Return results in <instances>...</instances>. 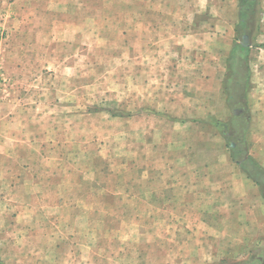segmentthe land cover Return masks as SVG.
<instances>
[{"label":"rangeland","instance_id":"1","mask_svg":"<svg viewBox=\"0 0 264 264\" xmlns=\"http://www.w3.org/2000/svg\"><path fill=\"white\" fill-rule=\"evenodd\" d=\"M252 1L0 0V264L262 252L264 191L239 164L249 156L264 190V0ZM238 46L250 80L228 109Z\"/></svg>","mask_w":264,"mask_h":264},{"label":"trees","instance_id":"2","mask_svg":"<svg viewBox=\"0 0 264 264\" xmlns=\"http://www.w3.org/2000/svg\"><path fill=\"white\" fill-rule=\"evenodd\" d=\"M242 2L244 3H248V4H252L253 1L252 0H242ZM249 12H251L250 7L247 5V8H245L244 10H242L241 14H242V20L245 21V19L248 18V14H250ZM242 22V21H241ZM247 48H244L242 46H238L233 54L231 55L230 59H229V70H230V76L228 77V79L226 80V83H230L231 81H234L235 87L234 89H231L227 84L226 86V94L228 97V102L230 108L233 107L231 102L234 99V97H236L237 95H235L233 93V90L236 91L237 94H239V96H241L240 94H242L240 92V88L242 89L246 83L248 82V70L245 71V68H247L246 65V61H247ZM244 68V69H243ZM238 145L235 144V148H237ZM249 176L252 177L250 175V173L248 172Z\"/></svg>","mask_w":264,"mask_h":264},{"label":"crops","instance_id":"3","mask_svg":"<svg viewBox=\"0 0 264 264\" xmlns=\"http://www.w3.org/2000/svg\"><path fill=\"white\" fill-rule=\"evenodd\" d=\"M242 21V22H241ZM240 21V25H241V27H243V26H247V24H248V20L247 19H245V21L244 20H241ZM247 38V37H246ZM243 47V46H242ZM244 48H246V47H244ZM233 52H234V49L232 50V52L230 53L231 55L233 54ZM231 55H230V57H231ZM230 57H229V59H230ZM216 71H214V68L212 69V75H215L216 73H215ZM229 72H230V70H229ZM248 75H249V77H248V82H249V80H250V72H248ZM214 79V77L212 78V84L215 82V80H213ZM248 82H247V84H248ZM222 86H223V88L225 89V94H226V80L224 81V83H222ZM224 94V95H225ZM213 96H214V98L215 97H217V93L214 91V93L212 92V98H213ZM226 96V99L224 100V105H226L227 107H228V109H231L230 108V106H229V103H230V101L228 102V97H227V94L225 95ZM246 96H247V94H246ZM240 98H242V96L240 97ZM245 101H246V99H245ZM247 103V102H246ZM226 107V108H227ZM233 148V147H232ZM235 149V148H234ZM247 158H248V160H249V156H247ZM248 160H247V162L246 163H242L243 161H241V162H239V164H240V170H241V172L243 173V175L246 177V179H248L249 181H251L259 190H261V191H264L263 190V186H262V184H260L259 183V181H257L256 179H254V178H252V177H250L249 176V174H248V171L245 169V167H243L242 168V166H246L247 164H248ZM260 168V167H259ZM261 169V168H260ZM245 264H264V247L262 248V252L259 254V255H257L256 256V258H254V259H252L250 262H248V263H245Z\"/></svg>","mask_w":264,"mask_h":264},{"label":"flooded vegetation","instance_id":"4","mask_svg":"<svg viewBox=\"0 0 264 264\" xmlns=\"http://www.w3.org/2000/svg\"><path fill=\"white\" fill-rule=\"evenodd\" d=\"M244 38H246V37H244ZM234 148H235V145L233 144V149H234ZM247 160H248V158H247V157H244V159L242 160V161H243L242 163H243V164L246 163Z\"/></svg>","mask_w":264,"mask_h":264}]
</instances>
